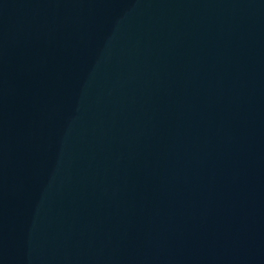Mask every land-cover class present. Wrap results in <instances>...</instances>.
<instances>
[{
    "label": "water",
    "instance_id": "95a60500",
    "mask_svg": "<svg viewBox=\"0 0 264 264\" xmlns=\"http://www.w3.org/2000/svg\"><path fill=\"white\" fill-rule=\"evenodd\" d=\"M264 164V0H0V264Z\"/></svg>",
    "mask_w": 264,
    "mask_h": 264
}]
</instances>
